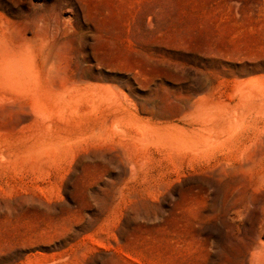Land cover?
I'll return each instance as SVG.
<instances>
[{
  "label": "rangeland",
  "instance_id": "rangeland-1",
  "mask_svg": "<svg viewBox=\"0 0 264 264\" xmlns=\"http://www.w3.org/2000/svg\"><path fill=\"white\" fill-rule=\"evenodd\" d=\"M263 208L264 0H0V264H242Z\"/></svg>",
  "mask_w": 264,
  "mask_h": 264
},
{
  "label": "bare ground",
  "instance_id": "bare-ground-1",
  "mask_svg": "<svg viewBox=\"0 0 264 264\" xmlns=\"http://www.w3.org/2000/svg\"><path fill=\"white\" fill-rule=\"evenodd\" d=\"M210 188L214 191L215 194H218L220 186L219 184L212 182L210 184ZM263 214H264V208H263ZM228 228L230 227L228 226ZM224 230L227 231V229H224ZM258 238L259 237H257L256 234H254V238L252 239V242L250 243L249 251L245 255L242 264H264V244H261V242L258 241Z\"/></svg>",
  "mask_w": 264,
  "mask_h": 264
}]
</instances>
